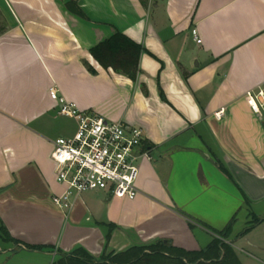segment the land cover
Instances as JSON below:
<instances>
[{"label":"crops","instance_id":"obj_1","mask_svg":"<svg viewBox=\"0 0 264 264\" xmlns=\"http://www.w3.org/2000/svg\"><path fill=\"white\" fill-rule=\"evenodd\" d=\"M115 33L142 48L135 81L90 55ZM52 86L143 131L134 200L98 191L54 205L53 143L68 136L54 132ZM250 91L264 95V0H0V228L19 242L0 235V258L156 242L199 252L217 239L264 264V106L251 110Z\"/></svg>","mask_w":264,"mask_h":264},{"label":"built area","instance_id":"obj_2","mask_svg":"<svg viewBox=\"0 0 264 264\" xmlns=\"http://www.w3.org/2000/svg\"><path fill=\"white\" fill-rule=\"evenodd\" d=\"M191 33L200 44L196 30ZM49 97L56 103L58 115L76 124L72 136L57 138L53 143L51 159L55 164V177L64 187L61 194L53 197L54 205L68 212L74 199L98 191L116 199L134 200L138 195V160L148 157L146 153H138L143 131L79 110L56 86L50 88ZM246 102L255 114H260L264 106L263 92H247ZM222 113L218 112L215 117L220 119Z\"/></svg>","mask_w":264,"mask_h":264},{"label":"trees","instance_id":"obj_3","mask_svg":"<svg viewBox=\"0 0 264 264\" xmlns=\"http://www.w3.org/2000/svg\"><path fill=\"white\" fill-rule=\"evenodd\" d=\"M142 48L133 43L121 33H115L110 38L90 49L91 57L103 69H111L117 74L124 75L135 81L138 73L139 57ZM91 75L96 71L87 65ZM220 233L224 239L229 237L232 224ZM245 230L244 233H246ZM0 233L6 241L19 243L10 238L4 228ZM109 240V235L106 237ZM28 250H41V247L25 246ZM53 264H241L234 249L223 241L214 239L204 250L186 252L168 243L156 242L149 246H133L120 253H103L99 259L93 258L82 248H77L69 254L59 252Z\"/></svg>","mask_w":264,"mask_h":264},{"label":"rangeland","instance_id":"obj_4","mask_svg":"<svg viewBox=\"0 0 264 264\" xmlns=\"http://www.w3.org/2000/svg\"><path fill=\"white\" fill-rule=\"evenodd\" d=\"M55 134L57 136H72L74 129H76V124L73 120L67 118H59L54 122ZM1 235V233H0ZM2 236V235H1ZM241 261L247 264V260L244 255H239ZM53 264L54 260L50 258L49 260L45 257H33L28 255H20L15 257L14 255H9L7 259L0 258V264Z\"/></svg>","mask_w":264,"mask_h":264}]
</instances>
